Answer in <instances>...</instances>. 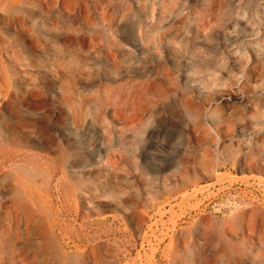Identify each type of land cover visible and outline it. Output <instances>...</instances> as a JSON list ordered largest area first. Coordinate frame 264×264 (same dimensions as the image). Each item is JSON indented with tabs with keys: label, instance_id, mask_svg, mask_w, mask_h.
Returning a JSON list of instances; mask_svg holds the SVG:
<instances>
[{
	"label": "rangeland",
	"instance_id": "rangeland-1",
	"mask_svg": "<svg viewBox=\"0 0 264 264\" xmlns=\"http://www.w3.org/2000/svg\"><path fill=\"white\" fill-rule=\"evenodd\" d=\"M0 264H264V0H0Z\"/></svg>",
	"mask_w": 264,
	"mask_h": 264
}]
</instances>
